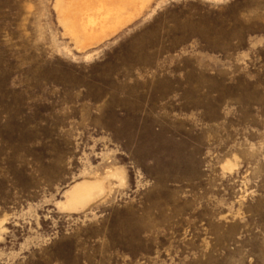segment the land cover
<instances>
[{
  "label": "rangeland",
  "instance_id": "rangeland-1",
  "mask_svg": "<svg viewBox=\"0 0 264 264\" xmlns=\"http://www.w3.org/2000/svg\"><path fill=\"white\" fill-rule=\"evenodd\" d=\"M64 1L0 0V264H264V0Z\"/></svg>",
  "mask_w": 264,
  "mask_h": 264
},
{
  "label": "crops",
  "instance_id": "crops-1",
  "mask_svg": "<svg viewBox=\"0 0 264 264\" xmlns=\"http://www.w3.org/2000/svg\"><path fill=\"white\" fill-rule=\"evenodd\" d=\"M150 1V0H149ZM148 1V2H149ZM65 2V1H64ZM70 2H71V0H69L68 2H65L66 4H70ZM147 4V3H146ZM145 3H144V5H141L139 2H135L133 5H130V6H127L123 11H121V16L123 17V20H124V24L125 23H128L129 21H130V19L133 17V16H135V15H138L139 13H140V11H142L143 10V8L145 7V5H146ZM97 5V4H96ZM84 9H85V7H83ZM98 7L96 6L95 8H93L92 10L93 11H95L96 13H95V15H97V16H101V15H104V13L102 14V13H100V11H98ZM75 10L77 11L78 9H76V8H71L70 9V13H68V14H72V15H74V14H76V12H75ZM90 11V9L88 8V11L87 12H83V13H85V14H87L88 12ZM67 15V14H66ZM70 22V21H69ZM103 23H105L104 22V20L103 19H101V21H99L98 23H97V26H98V28L97 29H93L94 30V32H100V28H101V26L103 25ZM74 24L76 25V23L74 22ZM124 24H122V25H120L117 29H119V28H121ZM64 25L66 26V28H67V30L69 31V26H70V23H68V24H65L64 23ZM77 26V25H76ZM71 33V32H70ZM113 32L112 31H109V32H107L105 35H111ZM72 35V34H71Z\"/></svg>",
  "mask_w": 264,
  "mask_h": 264
}]
</instances>
